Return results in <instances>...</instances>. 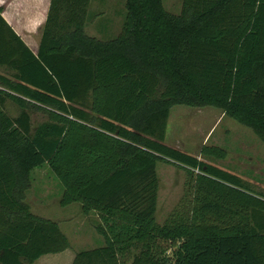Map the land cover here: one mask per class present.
Instances as JSON below:
<instances>
[{"label":"trees","instance_id":"trees-1","mask_svg":"<svg viewBox=\"0 0 264 264\" xmlns=\"http://www.w3.org/2000/svg\"><path fill=\"white\" fill-rule=\"evenodd\" d=\"M90 2L50 0L36 54L0 11V67L10 73L0 75V264L69 248L57 223L23 203L43 165L61 207L98 217L103 244L71 264H264V195L165 144L175 106L216 108L264 144V0H182L177 15L163 0H126L108 40L85 34ZM30 107L48 119L34 130ZM158 162L187 177L186 202L162 224Z\"/></svg>","mask_w":264,"mask_h":264},{"label":"rangeland","instance_id":"rangeland-1","mask_svg":"<svg viewBox=\"0 0 264 264\" xmlns=\"http://www.w3.org/2000/svg\"><path fill=\"white\" fill-rule=\"evenodd\" d=\"M114 0L115 14L108 12L104 5L101 17L90 19L85 28L88 37L108 40L121 32L123 12L122 2ZM182 0H163V6L171 14L177 15L181 10ZM98 4L93 7L97 9ZM100 13V10H96ZM95 12V13H96ZM125 13V12H124ZM10 20V19H9ZM103 29L107 30L105 34ZM9 71L0 67V75L9 76ZM4 110L11 118H16L20 109L10 100ZM33 130L48 121L39 109L30 107ZM165 144L188 155L197 157L210 165L239 177L245 190L255 195H264V144L252 130L240 125L235 120L224 116L216 108H188L175 106L170 111ZM203 147H217L226 153L219 160L201 155ZM156 174L159 180L157 208L155 218L159 224L165 222L169 215L186 202L185 172L176 165L158 162ZM248 188V189H247ZM62 188L47 165L34 169L30 173V185L24 193L23 203L30 212L42 219L58 224L61 232L69 241V249L61 256L68 257L72 252L97 248L103 244L95 227L98 217L94 213L84 215L77 204L60 206ZM62 257L46 255L33 264H63Z\"/></svg>","mask_w":264,"mask_h":264},{"label":"crops","instance_id":"crops-1","mask_svg":"<svg viewBox=\"0 0 264 264\" xmlns=\"http://www.w3.org/2000/svg\"><path fill=\"white\" fill-rule=\"evenodd\" d=\"M113 1L114 0H112V2ZM125 1L122 2L123 12L120 13L121 17H123L125 12ZM94 4H98L97 9L100 10V13L96 12L97 9L93 7ZM104 5H107V8L104 7ZM104 8L108 9V12H112L113 14H115L114 12L117 10L115 5L111 4V0H91L88 8L89 18L95 19L98 16L101 17ZM49 10L50 0H0L2 17L33 54H36L39 49ZM103 31L105 34L107 33V30L103 29ZM64 252L56 254L55 256L62 257L64 261L63 264H71L77 252H72V254L65 258L61 256Z\"/></svg>","mask_w":264,"mask_h":264}]
</instances>
